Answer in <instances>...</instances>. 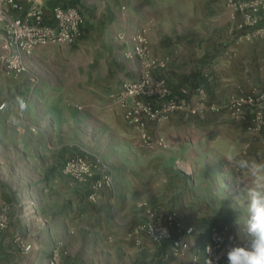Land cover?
<instances>
[{
	"label": "rangeland",
	"instance_id": "374dc122",
	"mask_svg": "<svg viewBox=\"0 0 264 264\" xmlns=\"http://www.w3.org/2000/svg\"><path fill=\"white\" fill-rule=\"evenodd\" d=\"M90 4L88 7L86 3H77L84 17L87 14L85 7L91 11L85 18L89 22L78 45L41 47L27 58V68L22 73L14 76L0 72V101L6 103L0 109V123L15 124L20 143L27 133H42L48 142L57 145L46 148L49 156L56 157L57 161V167L50 168L49 172L57 171L62 163L59 170L66 175L63 164L72 156L98 157L115 182L112 167L104 157L107 153L113 158L119 154L127 157L124 164L139 173V188L115 189L112 194L120 208L127 213L134 210L136 217L110 230L104 229L105 237L98 234V228L82 227L81 222L75 221L82 211L70 210L68 225L64 219L59 220L64 218L65 211L54 212L58 221L55 224L52 220L50 226L53 234L64 240L63 255L77 264H117L113 256L119 264H182L189 257L177 256L169 241L154 240L145 226L170 213H175L177 220L184 224L178 215L185 208L184 200L188 203L189 198L208 200L195 203L194 210L183 213L193 231L207 228L200 222L227 224L234 240L250 239L246 233V186L233 165L210 145L212 140L222 136L236 142L246 158L264 160V118L260 130H253L250 107L244 108L245 118L232 115L233 98L255 93L259 85H253L247 91L239 84L237 92L226 94V87L214 82L213 68L206 73L204 69L212 66L219 57L227 58L231 54L226 50L229 45L254 39L263 43V39L245 36L247 31L235 28L225 0H121L105 3L107 10L104 7L103 10L96 0ZM122 4L127 5L128 34L117 18ZM145 24L150 55L165 62V67L156 70L155 74L167 79L179 99L182 98L180 89L186 90L184 108L173 112L167 121L147 122L148 142L136 127L127 124L123 128L115 124L117 118L113 114L109 131L107 120L104 126L99 125L102 121L99 116L90 117L78 109V113L72 115L60 103L45 105L46 114L36 111L31 115L17 108V103L28 97L35 96L39 100V97H45L44 94L60 91V86L48 83L50 80L62 85L75 78V74H79L80 85L82 81L109 80L112 75L118 80L122 77L138 79L141 63L125 56L130 42L121 41L117 35L119 32L130 35ZM72 46L75 50H71ZM76 69L78 73L74 72ZM205 74L211 77L206 79ZM262 111L264 115V109ZM4 138H7L6 133L0 137L3 146L0 148L6 146ZM204 138L207 143L203 142ZM160 139L164 145L157 144ZM183 175L191 181L189 189L181 184ZM57 177L61 178V175ZM112 186L113 183L109 188ZM199 186L204 189L197 188ZM89 194L78 196L75 203L85 209L84 204L96 201L99 192L93 200ZM69 202L64 200V209ZM197 236L204 237L205 234ZM189 240L191 244H201L190 237ZM173 256L174 260L171 259Z\"/></svg>",
	"mask_w": 264,
	"mask_h": 264
},
{
	"label": "crops",
	"instance_id": "0c3cea01",
	"mask_svg": "<svg viewBox=\"0 0 264 264\" xmlns=\"http://www.w3.org/2000/svg\"><path fill=\"white\" fill-rule=\"evenodd\" d=\"M19 1L24 3L26 0ZM36 1L41 2L46 7H50L54 4L77 5L79 2L83 4L86 3L89 7L91 5L90 3L94 0ZM116 1L121 0H96V2H99L102 9L103 7L106 8L105 10H107V7L104 6L105 3L113 4L116 3ZM125 6L127 5L122 4L120 6L117 18L120 19L121 24L123 23L121 27L125 28L128 34L129 31L126 26L128 25L126 24L128 21V13ZM122 7H125V13ZM84 10L87 14L91 12L90 9L86 7ZM262 13H264V9ZM87 14L84 17L82 12L84 17L83 29H87V23L89 22L85 19L89 17ZM2 39V33L0 32V44ZM78 41L71 45H78ZM74 48L75 47L72 46L71 50ZM226 50H229L231 54L227 56V58L223 56L219 57L212 66L205 67V73L210 70V68H213L214 82L220 84V87L225 86L226 94L237 92L239 84H242L247 91L253 85H259V89H263L264 42L260 43V41L254 39L251 42L243 44H231ZM260 51H262V53ZM139 67L141 70V65H139ZM74 72L78 73V69ZM62 73H65V71ZM78 76L79 74H75V78L72 77L70 81H64L65 84L61 83L62 85L50 80L48 83L52 86H60V91L44 94L45 97L42 99L39 97V100H37L35 96L28 97L26 100L24 99L26 102L24 107H19L20 102L23 101L21 100L17 103V108L31 115L35 114L36 111H39V113L42 111V113L46 114L47 108L45 105L50 103L59 105L60 103L69 114L75 115L78 113V109L82 110L84 115L90 117L91 115L99 116L102 120L99 125L104 126V121L107 120L106 126L109 131H111L112 128V124H109L112 120L110 118L112 114L116 115L115 117L117 118L115 124H119L121 127L126 128L125 126L127 123L123 118L122 109L110 104L108 99L109 92L117 89L126 78L122 77L121 80H118L112 75L109 80H93V82L82 81L80 85ZM205 77L209 79L211 75L205 74ZM118 81H120L119 84H117ZM2 102L5 103V101L1 100L0 103ZM15 129H18L15 124L8 123L4 125L0 123V137H2L4 133L7 134V138H4L6 139L4 141L6 146L0 148V204H7L9 207V225L0 233V264H47L48 252L52 246L57 244L62 251L64 240L62 237L54 235L50 226L52 220H54L55 224L57 223L58 220L54 212L60 209L66 213V215L62 214L64 218L60 217V221L64 219L68 225L71 219V214L68 212L70 210L82 211L80 215L76 216L75 221L78 223L81 222L82 227L98 228V234L100 236L104 235V237L107 235V232L103 231L104 229L110 230L111 227L130 221L136 217V212L134 210L127 213L126 210H123L117 205L119 204L117 198L112 197L115 189L139 188V173L135 170H129L128 166L124 164L127 157L122 154L114 158L107 153L104 155L107 163L112 167L115 182H113L112 188H102L99 191L97 200L91 202L92 204L88 205L83 203L86 208L82 209L80 208V203H75V200H77L78 196L87 195L91 192L92 180L86 182L72 180L59 170L62 163L57 171L53 170V172H49L50 168L57 167V161L56 157L52 158L49 156L46 148H56L57 145H52L48 142L42 133H27L26 136H23V142L20 143V135L16 133ZM25 129L23 128L24 131ZM9 132L10 135H8ZM0 146L3 147L2 145ZM58 174L61 175V178L57 177ZM182 177L181 184H183V187H185V185L188 186L189 189L191 181L185 175ZM197 188L201 190L204 189L200 186ZM50 196L51 198H49ZM202 199L203 198L199 201V199L189 198L188 203L184 200L185 208L182 212H179L178 216L181 218L182 222H184L185 226H188L187 223L190 224V222H187L183 213L194 210L195 203L200 204L208 201L207 199ZM64 200L70 201L65 209L63 208ZM67 202L68 201H66V203ZM52 216L54 217L52 218ZM200 224L202 227L207 228L194 230L190 238L195 242L203 243L207 240L209 229L213 223L200 222ZM47 228L49 230L48 233ZM99 229H101V231H99ZM77 230L79 231V226ZM202 234H205V236H197ZM26 244H30L31 246L28 251L23 250V246ZM174 258L173 256L171 259L174 260ZM65 259L67 261L69 260V263L77 264L74 260L66 256ZM112 259H114V263H120L119 260H115V256H113ZM182 264H189V260L186 258L183 260ZM199 264H205L203 257L200 259Z\"/></svg>",
	"mask_w": 264,
	"mask_h": 264
},
{
	"label": "built area",
	"instance_id": "2783aa9c",
	"mask_svg": "<svg viewBox=\"0 0 264 264\" xmlns=\"http://www.w3.org/2000/svg\"><path fill=\"white\" fill-rule=\"evenodd\" d=\"M225 5L237 30L247 31L245 36L264 39V0H225ZM122 9L125 13V7ZM83 24L84 17L77 5L54 4L46 7L36 0H26L24 3L19 0H0V32L3 37L0 44V72L16 76L26 70L27 58L37 49L48 45L76 43L84 33ZM147 24L130 35L118 33L121 41L130 42L125 56L140 61L141 74L138 79L122 81L117 89L108 94L110 104L122 109L125 122L136 127L145 142L150 139L146 131L147 122L169 120L173 112L184 108L186 94L185 89H180L182 98L179 99L170 89L167 79L155 74L156 70L165 67V62L149 53ZM25 104L23 100L19 107ZM4 105V102L0 103V109ZM245 107L251 108L252 129L260 130L264 118V88L234 97L232 115L245 118ZM157 144L164 145L161 139ZM102 164L98 157L76 155L65 160L63 172L76 181L92 180L88 197L93 200L97 192L111 187L113 183L110 173ZM8 209L7 204H0V233L9 225ZM145 227L154 240L169 241L177 256H188L189 264H199L202 257L205 264H225L226 251L230 246L249 241L234 240L228 225L218 224L210 227L205 242L191 244L189 237L193 228L181 224L175 213L166 214L162 219L155 218L146 223ZM209 246L211 251L208 250ZM30 247V244H26L23 250L28 251ZM47 264L73 263L65 259L60 246L56 244L48 252Z\"/></svg>",
	"mask_w": 264,
	"mask_h": 264
},
{
	"label": "clouds",
	"instance_id": "9594fccd",
	"mask_svg": "<svg viewBox=\"0 0 264 264\" xmlns=\"http://www.w3.org/2000/svg\"><path fill=\"white\" fill-rule=\"evenodd\" d=\"M203 142L207 143L206 138ZM210 146L240 173L248 195L246 233L250 239L227 249V264H264V160L246 158L236 142L222 136L212 140Z\"/></svg>",
	"mask_w": 264,
	"mask_h": 264
}]
</instances>
